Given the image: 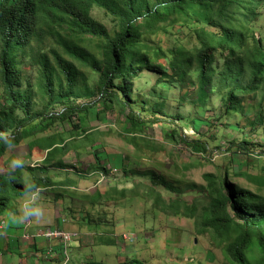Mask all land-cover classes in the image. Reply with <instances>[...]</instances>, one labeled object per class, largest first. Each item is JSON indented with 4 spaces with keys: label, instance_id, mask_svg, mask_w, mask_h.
I'll use <instances>...</instances> for the list:
<instances>
[{
    "label": "rangeland",
    "instance_id": "374dc122",
    "mask_svg": "<svg viewBox=\"0 0 264 264\" xmlns=\"http://www.w3.org/2000/svg\"><path fill=\"white\" fill-rule=\"evenodd\" d=\"M259 13L249 33V44L253 34L264 40V4ZM91 14L108 28H114L115 19L102 8L94 6ZM181 25L173 19L160 22L146 31L143 39L167 54L178 44H197L191 27ZM88 45L99 54L98 46ZM227 56L226 52H217L215 64L220 70L225 69ZM159 60L167 62L165 57ZM81 69L88 75L90 88L99 94L95 86L97 74L85 66ZM24 76L23 87L32 92L35 110H41L47 98L39 91V66L26 64ZM158 78L156 73L145 70L135 82L134 94L140 97L136 109L147 100L146 105L162 102L167 112L141 114L147 120L142 131L129 129L119 108L108 109L106 116L96 119L95 112L102 107L98 105L84 118L87 133L73 129L76 119H55L49 128L38 133L40 137L55 133L65 136L67 148L52 163H45V149L33 143L29 146V141L37 136L24 139L14 151H7L6 159L12 154L29 162H41L37 166L46 167L45 171L37 166H30L36 168L34 172L28 168L26 171L31 176L48 177L52 183L42 192L48 219L15 228L10 235L0 237V264H124L131 260L141 264H230L213 230L202 228L209 199L200 186L208 184L205 174L228 171L229 178L239 186L260 189L264 194V183L256 179L264 178V91L248 95L246 115L237 111L225 113L219 92L210 94L206 106L190 100L183 102L180 97L194 94L193 88L183 89ZM1 86L0 80V92ZM186 90L189 91L185 93ZM92 98L84 95L74 100L82 103ZM61 108L57 105L54 111ZM257 111L262 119L250 124ZM195 117L209 119L212 125L197 131ZM72 131L78 136L72 137ZM183 136L192 147L181 140ZM242 140L248 142L247 150L239 146ZM104 164L108 167L106 172ZM6 165L0 161L1 170ZM154 168L182 192L159 186L156 189L161 199L152 195L148 191L149 171ZM19 199L20 196L13 198L11 209ZM173 199H179V211L159 208ZM194 204L197 207L191 215ZM48 227L76 232L77 236L67 247H60L56 239L41 233Z\"/></svg>",
    "mask_w": 264,
    "mask_h": 264
},
{
    "label": "trees",
    "instance_id": "16d2710c",
    "mask_svg": "<svg viewBox=\"0 0 264 264\" xmlns=\"http://www.w3.org/2000/svg\"><path fill=\"white\" fill-rule=\"evenodd\" d=\"M263 4L264 0H0V131L10 132L19 145L49 128L55 119H76L73 129L85 133L84 118L98 105L102 107L95 112L96 119L106 116L108 109L119 108L129 129L142 131L147 120L141 114L149 111L167 114L162 102L146 105L144 100L139 109L135 108L140 102V97L134 94L135 82L145 70L156 73L159 81L167 79L183 89L193 88L194 94L180 97L183 102L190 100L206 106L210 94L217 91L225 113L245 114L248 95L264 91L263 37L253 34V42L249 44L250 30ZM94 6L115 19L113 29L92 16ZM169 19L189 25L198 43L178 44L167 54L160 46L143 39L146 31ZM89 43L98 46L99 54L89 48ZM218 51L228 55L224 70L215 64ZM162 57L166 58V64L160 62ZM26 64L39 66V91L47 98L41 110H35L32 92L23 87ZM81 66L97 74L95 86L99 94L90 88L88 75ZM84 95L93 98L75 102L74 99ZM57 105L62 108L54 111ZM261 117L257 111L249 123L254 124ZM193 124L197 131L212 125L209 119L198 117ZM71 134L78 136L74 131ZM181 140L192 147L185 136ZM244 140L239 146L247 150L248 142ZM32 143L46 150L47 164L59 159L67 148L64 134L59 133L37 136L29 141V146ZM7 151L0 144V161L5 165L13 157L11 154L6 159ZM58 164L62 162L58 160ZM28 169L34 172L36 168ZM107 169L104 164L103 172ZM149 174L148 191L159 199L161 195L156 189L159 186L182 192L156 168ZM205 175L208 184L200 187L209 203L204 208L202 228L213 230L230 264H264V194L260 189L239 186L229 178L228 171ZM33 177L44 188L52 183L48 177ZM256 179L263 185L264 178ZM21 189V184L12 182L0 169V216L11 209V202L20 196ZM92 200L97 201L95 197ZM178 200L159 208L177 212ZM196 207L194 204L190 208L191 215ZM124 264L141 262L131 260Z\"/></svg>",
    "mask_w": 264,
    "mask_h": 264
},
{
    "label": "clouds",
    "instance_id": "9594fccd",
    "mask_svg": "<svg viewBox=\"0 0 264 264\" xmlns=\"http://www.w3.org/2000/svg\"><path fill=\"white\" fill-rule=\"evenodd\" d=\"M0 144L8 151L16 148L15 137L7 131H0ZM37 162L26 161L22 156L11 158L4 170L12 182L22 185L20 199L14 209L0 216V237L10 235L15 228L30 224H40L48 219L49 211L42 200L44 187L26 169L37 166Z\"/></svg>",
    "mask_w": 264,
    "mask_h": 264
},
{
    "label": "built area",
    "instance_id": "2783aa9c",
    "mask_svg": "<svg viewBox=\"0 0 264 264\" xmlns=\"http://www.w3.org/2000/svg\"><path fill=\"white\" fill-rule=\"evenodd\" d=\"M41 233L47 238L56 239L57 241L68 245L71 241H74L77 236L76 232L65 231L59 228L48 227L45 230H41Z\"/></svg>",
    "mask_w": 264,
    "mask_h": 264
},
{
    "label": "crops",
    "instance_id": "0c3cea01",
    "mask_svg": "<svg viewBox=\"0 0 264 264\" xmlns=\"http://www.w3.org/2000/svg\"><path fill=\"white\" fill-rule=\"evenodd\" d=\"M79 241H77L76 243H78ZM57 245V244H56ZM52 248L54 247L53 245L51 246ZM59 247V246H58ZM61 247V246H60ZM54 249V248H53Z\"/></svg>",
    "mask_w": 264,
    "mask_h": 264
}]
</instances>
